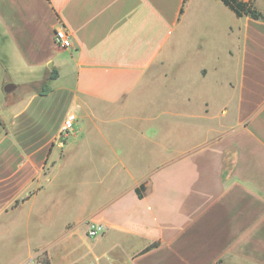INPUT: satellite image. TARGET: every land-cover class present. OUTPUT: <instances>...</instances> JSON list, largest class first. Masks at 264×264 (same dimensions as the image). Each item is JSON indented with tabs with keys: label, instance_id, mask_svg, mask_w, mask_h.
<instances>
[{
	"label": "crops",
	"instance_id": "obj_1",
	"mask_svg": "<svg viewBox=\"0 0 264 264\" xmlns=\"http://www.w3.org/2000/svg\"><path fill=\"white\" fill-rule=\"evenodd\" d=\"M205 1L0 0V242L21 225L40 234L9 264L36 250L48 264H264V19L208 0L196 47L224 49L232 75L200 112L131 103L165 76L166 49L191 38ZM15 75L32 79L23 99ZM196 120L199 135L183 128ZM75 188L85 202L61 207ZM88 221L105 233L87 238Z\"/></svg>",
	"mask_w": 264,
	"mask_h": 264
},
{
	"label": "rangeland",
	"instance_id": "obj_2",
	"mask_svg": "<svg viewBox=\"0 0 264 264\" xmlns=\"http://www.w3.org/2000/svg\"><path fill=\"white\" fill-rule=\"evenodd\" d=\"M205 3L193 27L195 28L194 31L190 32L191 38L182 43L183 45L176 51H171L170 48L166 49L168 59L164 68L165 76L148 86L145 92L132 97L131 103L150 107L149 113L152 109L160 111L162 107L173 105L181 110L198 109L197 112H200L202 102L206 101L208 103V88L214 87L215 82H222L223 80L221 76L217 75H232L229 69L233 65L227 62L225 56L216 59L217 53L224 51V49L196 47V44L198 45L197 37L201 34V29L207 26L208 0ZM258 5L263 7L264 0H258ZM200 67L203 70L202 75L198 71ZM14 78L15 82L23 84L16 90V96L19 95L23 99L34 91V85H29L32 79L27 75H15ZM165 119L169 118L166 116ZM206 126H208V121L183 122L185 130L195 131L198 135L202 134L201 131ZM75 178L78 179V177ZM86 198V188H75L72 191L68 189L67 193H63L60 206L63 208L67 206L71 211H76V207L81 202L84 203ZM87 200L90 202L89 208L91 209V197ZM17 230L19 233L14 235L12 239H5L2 243L0 242V264H9V259L12 260L18 254L25 252L30 246H34L36 235L39 240V230H34L33 227L27 230L25 225H21ZM57 232L58 230L54 234L53 230L54 237L58 235Z\"/></svg>",
	"mask_w": 264,
	"mask_h": 264
},
{
	"label": "built area",
	"instance_id": "obj_3",
	"mask_svg": "<svg viewBox=\"0 0 264 264\" xmlns=\"http://www.w3.org/2000/svg\"><path fill=\"white\" fill-rule=\"evenodd\" d=\"M54 44L61 48H68L71 46L70 36L67 29L59 25L58 28L54 30L53 34ZM77 121L76 115L72 112H69L62 123L61 129L59 131V140L62 142L69 133L74 130L75 123ZM106 231V227L103 224L96 223L94 221L86 222V237L89 239H94L103 235ZM43 251H34L28 257L26 261L21 264H44V255Z\"/></svg>",
	"mask_w": 264,
	"mask_h": 264
},
{
	"label": "trees",
	"instance_id": "obj_4",
	"mask_svg": "<svg viewBox=\"0 0 264 264\" xmlns=\"http://www.w3.org/2000/svg\"><path fill=\"white\" fill-rule=\"evenodd\" d=\"M224 5H226L230 10H232L237 16H247L254 20L264 19V15L259 12L253 5V0H248L247 2L241 0H221ZM57 77L56 71H52L50 75L47 77V81L54 80ZM51 91V88L43 84L38 91L40 95H47ZM137 194L140 196L139 190H136ZM152 246L148 247H154ZM44 264H48L46 260H44Z\"/></svg>",
	"mask_w": 264,
	"mask_h": 264
},
{
	"label": "water",
	"instance_id": "obj_5",
	"mask_svg": "<svg viewBox=\"0 0 264 264\" xmlns=\"http://www.w3.org/2000/svg\"><path fill=\"white\" fill-rule=\"evenodd\" d=\"M50 67H51V65H49ZM14 88V85H12V84H8V85H6L5 87H4V91L6 92V93H8V92H10V90H12Z\"/></svg>",
	"mask_w": 264,
	"mask_h": 264
}]
</instances>
